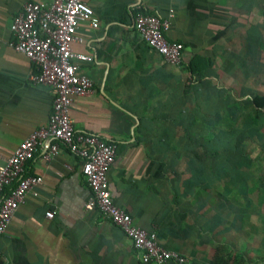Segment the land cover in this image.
<instances>
[{
  "label": "crops",
  "instance_id": "crops-1",
  "mask_svg": "<svg viewBox=\"0 0 264 264\" xmlns=\"http://www.w3.org/2000/svg\"><path fill=\"white\" fill-rule=\"evenodd\" d=\"M25 1L0 0V164L52 112L53 90L33 83L36 66L9 46ZM85 1L98 25L80 22L82 40L72 49L92 60L73 61L94 88L72 97L69 114L77 130L115 144L108 172L114 203L194 263L264 264V208L252 197L257 176L242 171L241 158L218 156L219 169L208 156L238 130L229 144L241 149L239 135L257 126L250 96L264 95V0ZM139 11L169 20L166 38L184 45L179 64L140 39ZM195 56L211 62L203 76L187 67ZM250 118L245 128L241 121ZM42 155L38 149L25 165L42 181L0 234V264H149L119 227L86 208L92 192L81 159L62 144Z\"/></svg>",
  "mask_w": 264,
  "mask_h": 264
},
{
  "label": "built area",
  "instance_id": "built-area-1",
  "mask_svg": "<svg viewBox=\"0 0 264 264\" xmlns=\"http://www.w3.org/2000/svg\"><path fill=\"white\" fill-rule=\"evenodd\" d=\"M82 21L98 25L93 8L85 0H27L11 22L13 38L9 46L34 63L37 71L29 75L30 80L50 86L54 96L48 122L29 133L0 164V234L6 231L26 194L35 195V187L42 181L41 176L26 173L27 161L38 149L48 159L58 153L62 144L81 159V173L92 192L86 208L97 209L119 227L140 252L144 263L197 264L185 255L164 248L155 232L135 224L131 214L114 203L108 172L116 157L115 144L75 128L69 114L71 99L74 95H87L94 88L92 79L73 61L92 60L91 55L72 49L73 42L82 40L77 33ZM133 24L140 39L166 62L175 65L181 62L184 45L166 38L165 31L170 26L167 18L139 11L134 15ZM53 215V211L46 212L49 218Z\"/></svg>",
  "mask_w": 264,
  "mask_h": 264
},
{
  "label": "trees",
  "instance_id": "trees-1",
  "mask_svg": "<svg viewBox=\"0 0 264 264\" xmlns=\"http://www.w3.org/2000/svg\"><path fill=\"white\" fill-rule=\"evenodd\" d=\"M211 66V62H209L208 60L204 59L203 57L200 56H195L192 60L189 61L188 63V69L190 71H192L193 73H197L200 76L204 75L205 72V68L210 67ZM207 70V69H206ZM250 101L252 103V105L255 106L256 110H257V116H256V120L258 121L260 118L259 116H261V114H263L264 112V95H259V94H251L250 96ZM261 125H257L255 130H252L250 132H248V136L250 138H252V136L261 134L259 132ZM238 131H234L232 133H230V135H226L225 138L223 139L226 143H225V148L222 150H216L212 147L209 148L208 150V156H209V160H210V165H213L215 168H224L221 165L216 166V159L219 156V154L221 153H225V158L226 159H231V158H241V159H248V161H250L251 159H249V156L244 153L241 149L239 148H234L232 147L229 143H233L235 141L236 135L238 134ZM258 138L260 139L259 143L263 144L264 143V138L261 136H258ZM211 139V138H210ZM236 146V145H235ZM241 150V151H240ZM196 158L201 159L202 156L199 154H196ZM247 166H249V162L245 163ZM242 169V167H241ZM243 173V172H242ZM209 264H221L217 261H212Z\"/></svg>",
  "mask_w": 264,
  "mask_h": 264
},
{
  "label": "rangeland",
  "instance_id": "rangeland-1",
  "mask_svg": "<svg viewBox=\"0 0 264 264\" xmlns=\"http://www.w3.org/2000/svg\"><path fill=\"white\" fill-rule=\"evenodd\" d=\"M255 119L250 118V119H242V125H245V128L248 126V124L254 123ZM260 119L257 121L256 120V125H261L259 132L261 134H258L257 137L256 135L252 136L251 139L244 138L247 137L245 134L239 135L241 137L238 141L240 144L241 150L246 153L249 156V159H251V165L248 167L245 163L247 162L248 159L245 158L243 162H241V167L242 171L253 174L254 176H257V188L256 192L252 195L253 199L256 200V205L260 208H264V186H261V184L264 185V143L260 144L259 141L260 139L258 136H261L264 138V121H260ZM250 127V126H249ZM251 128V127H250ZM241 130V128H239ZM244 139H243V138ZM240 150V151H241ZM225 157V153H221L219 155V158ZM261 187V189H260ZM260 190H263L261 192Z\"/></svg>",
  "mask_w": 264,
  "mask_h": 264
}]
</instances>
